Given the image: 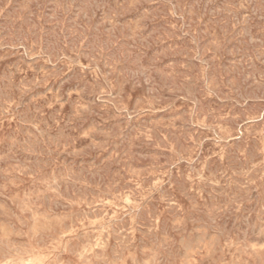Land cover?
Masks as SVG:
<instances>
[{
  "label": "rangeland",
  "instance_id": "374dc122",
  "mask_svg": "<svg viewBox=\"0 0 264 264\" xmlns=\"http://www.w3.org/2000/svg\"><path fill=\"white\" fill-rule=\"evenodd\" d=\"M261 1L0 0V264H264Z\"/></svg>",
  "mask_w": 264,
  "mask_h": 264
},
{
  "label": "bare ground",
  "instance_id": "6f19581e",
  "mask_svg": "<svg viewBox=\"0 0 264 264\" xmlns=\"http://www.w3.org/2000/svg\"><path fill=\"white\" fill-rule=\"evenodd\" d=\"M3 1V0H2ZM85 1V0H84ZM263 1V0H262ZM261 1V2H262ZM90 2V1H89ZM59 3H61V1L59 2ZM66 3V2H65ZM257 3V2H256ZM89 4V3H88ZM231 4V3H230ZM254 4V3H253ZM261 4L262 3H260L259 4V7L261 6ZM87 5V4H86ZM90 5V4H89ZM56 6V5H55ZM231 6V5H230ZM230 6H228V8L230 7ZM253 6V5H252ZM258 6V5H257ZM256 6V7H257ZM2 7V6H1ZM69 7V6H68ZM263 7V6H262ZM262 7H261V9H262ZM69 8H71V7H69ZM84 8V7H83ZM14 9H15V7H14ZM227 9V8H226ZM231 9V8H230ZM244 9V8H243ZM252 9H253V7H252ZM257 9V8H256ZM55 10H56V8H55ZM83 10V9H82ZM81 10V11H82ZM167 10V9H166ZM8 11V10H7ZM13 11V10H12ZM57 11V10H56ZM55 11V12H56ZM113 11V10H112ZM168 11V10H167ZM176 11V10H175ZM228 12H229V10H227ZM254 11V10H253ZM259 11H261V10H259ZM14 12H16V10H14ZM85 12H87V11H85ZM170 12V11H169ZM231 12V11H230ZM262 12V11H261ZM12 13V12H11ZM22 13V12H21ZM68 13V12H67ZM166 13V12H165ZM259 13V12H258ZM19 14V13H18ZM78 14V13H77ZM112 14V13H111ZM115 14V13H114ZM172 14V13H171ZM235 14V13H234ZM9 15V14H8ZM12 15V14H11ZM10 15V16H11ZM87 15V14H86ZM173 15V14H172ZM236 15V14H235ZM6 16V15H5ZM14 16V15H13ZM25 16V15H24ZM84 16V15H83ZM112 16V15H111ZM111 16H109V17H111ZM237 16V15H236ZM27 17V16H26ZM113 17V16H112ZM232 17V16H231ZM249 17V16H248ZM48 20H49V18H47ZM54 19V18H53ZM50 20H52V19H50ZM242 20V19H241ZM22 21V20H21ZM8 22V21H7ZM36 22V21H35ZM58 23V22H57ZM78 23V22H77ZM242 23V22H241ZM34 24V23H33ZM29 25V24H28ZM20 26H21V24H20ZM19 26V27H20ZM35 26V25H34ZM242 26V25H241ZM250 26V25H249ZM8 27H9V25H8ZM17 27H18V25H17ZM19 27L17 28V29H19ZM75 27V26H74ZM116 27V26H115ZM179 27V26H178ZM244 27V26H243ZM247 27V26H246ZM65 28V27H64ZM175 28V27H174ZM245 28V27H244ZM22 29H24V28H22ZM26 30H27V28H25ZM247 29V28H246ZM72 30V29H71ZM78 30V29H77ZM118 30V29H117ZM15 31H16V29H15ZM56 31V30H55ZM9 32H10V30H9ZM24 32V31H23ZM57 32V31H56ZM80 32V31H79ZM248 32V31H247ZM246 31H245V34L247 33ZM22 33V32H21ZM76 33V32H75ZM80 33H82V32H80ZM85 33V32H84ZM240 33V32H239ZM28 34H29V32H28ZM83 34V33H82ZM87 34V33H86ZM248 34V33H247ZM8 35V34H7ZM55 35V34H54ZM60 35V34H59ZM10 36V35H9ZM25 36V35H24ZM113 36V35H112ZM111 36V37H112ZM178 36V35H177ZM80 37V36H79ZM24 38V37H23ZM36 38V37H35ZM38 38V37H37ZM13 39V38H12ZM29 39V38H28ZM25 40V39H24ZM83 40V39H82ZM26 41V40H25ZM110 41H111V39H110ZM175 44V43H174ZM183 47V46H182ZM184 48V47H183ZM263 48V47H262ZM171 50V49H170ZM218 63V62H217ZM81 64V63H80ZM168 64H170V63H168ZM68 65V64H67ZM82 65V64H81ZM167 66V65H166ZM198 69V68H197ZM186 70H188V69H186ZM199 70V69H198ZM202 71V70H201ZM219 71V70H218ZM218 71H216L217 73H218ZM188 72V71H187ZM191 72V71H190ZM9 74H11V73H9ZM215 74V73H214ZM12 75V74H11ZM166 75V74H165ZM207 75V74H206ZM10 76V75H9ZM217 76V75H216ZM11 78V77H10ZM220 79V78H219ZM213 82V81H212ZM10 83V82H9ZM6 84V83H5ZM26 84V83H25ZM29 85V84H28ZM4 86V85H3ZM16 87V86H15ZM10 89V88H9ZM17 89V88H16ZM21 89V88H20ZM22 90V89H21ZM211 91V90H210ZM1 93V92H0ZM5 93H7V92H5ZM207 93V92H206ZM214 93V92H213ZM216 95V94H215ZM6 96H10V95H6ZM1 97V96H0ZM4 97V96H3ZM210 97V96H209ZM8 98V97H7ZM206 98V97H205ZM210 99V98H209ZM199 100V99H198ZM44 101H46V100H44ZM72 101V100H71ZM78 101V100H77ZM76 100H75V102H77ZM200 101V100H199ZM22 102V101H21ZM202 103V102H201ZM206 103V102H205ZM245 103V102H244ZM249 103V102H248ZM1 104V103H0ZM5 104V103H4ZM196 104V103H195ZM210 104V103H209ZM28 105V104H27ZM202 105V104H201ZM5 106V105H4ZM29 106V105H28ZM34 106V105H33ZM209 106V105H208ZM259 106V105H258ZM35 107V106H34ZM73 107V106H72ZM202 107V106H201ZM17 108V107H16ZM45 108V107H44ZM199 108V107H198ZM251 108V107H250ZM4 109V108H3ZM59 109V108H58ZM71 109H73V108H71ZM199 109H201V108H199ZM204 109V108H203ZM234 109V108H233ZM258 109V108H257ZM261 109V108H260ZM263 109V108H262ZM254 110H255V108H254ZM262 111V110H261ZM264 111V110H263ZM5 112V111H4ZM7 112V111H6ZM76 112V111H75ZM193 112V111H192ZM201 112V111H200ZM238 112H239V110H238ZM244 112V111H243ZM248 112V111H247ZM7 113H9V112H7ZM18 113V112H17ZM21 113V112H20ZM32 113V112H31ZM202 113V112H201ZM50 114H51V112H50ZM53 114V113H52ZM73 114V113H72ZM203 114V113H202ZM212 114V113H211ZM218 114V113H217ZM235 114V113H234ZM230 115V114H229ZM238 115V114H237ZM262 115V114H261ZM4 116V115H3ZM70 116H71V114H70ZM232 116V115H231ZM239 116V115H238ZM21 117V116H20ZM211 117H213V115L211 116ZM216 117V116H215ZM218 117V116H217ZM228 117V116H227ZM31 118V117H30ZM50 118V117H49ZM214 118V117H213ZM254 118V117H253ZM27 119H29V118H27ZM34 119V118H33ZM68 119H70V118H68ZM228 119H229V117H228ZM231 119V118H230ZM244 120V119H243ZM247 120V119H246ZM31 121V120H30ZM53 121V120H52ZM218 121V120H217ZM233 121V120H232ZM235 121V120H234ZM45 122V121H44ZM48 122V121H47ZM230 122H231V120H230ZM251 122V121H250ZM199 123V122H198ZM261 122L259 121V124H260ZM22 124V123H21ZM36 124V123H35ZM43 124H45V123H43ZM197 124V123H196ZM201 124V123H200ZM231 124H233V123H231ZM242 124V123H241ZM240 124V125H241ZM48 125V124H47ZM234 125V124H233ZM236 125V124H235ZM201 126V125H200ZM35 127V126H34ZM154 127V126H153ZM157 127V126H156ZM238 127V126H237ZM218 128V127H217ZM47 129V128H46ZM71 129V128H70ZM169 129V128H168ZM213 129V128H212ZM26 130V129H25ZM38 130V129H37ZM39 131V130H38ZM154 131H156L155 130V128H154ZM161 131H162V129H161ZM34 132V131H33ZM44 132V131H43ZM48 132V131H47ZM61 132V131H60ZM186 132V131H185ZM251 132V131H250ZM253 132V131H252ZM26 133V132H25ZM63 133H64V131H63ZM68 133V132H67ZM156 133V132H155ZM169 133V132H168ZM56 134V133H55ZM69 134V133H68ZM257 134V133H256ZM27 135H28V133H27ZM49 135H50V133H49ZM159 135V134H158ZM157 135V136H158ZM161 135V134H160ZM181 135V134H180ZM230 135V134H229ZM228 135V136H229ZM44 136V135H43ZM173 136V135H172ZM184 136V135H183ZM262 136H263V134H262ZM32 137V136H31ZM47 137V136H46ZM52 137V136H51ZM160 137V136H159ZM176 137V136H175ZM175 137H173V138H175ZM239 137V136H238ZM245 137H246V135H245ZM48 138V137H47ZM54 139H55V137H53ZM68 138H69V136H68ZM191 138V137H190ZM208 138V137H207ZM214 138V137H213ZM233 138V140H234V137H232ZM263 138V137H262ZM28 139V138H27ZM57 139H59V138H57ZM57 139H55V140H57ZM179 139V138H178ZM180 139H182V138H180ZM238 139V138H237ZM60 140H61V138H60ZM166 140V139H165ZM177 140V139H176ZM216 140V139H215ZM16 141V140H15ZM50 141V140H49ZM180 141V140H179ZM185 140H183V142H184ZM247 141V140H246ZM24 142V141H23ZM26 142V141H25ZM24 142V143H25ZM29 142H30V140H29ZM38 142H39V140H38ZM41 142V141H40ZM164 142H166V141H164ZM177 142V141H176ZM21 144H22V142H20ZM31 143V142H30ZM56 143V142H55ZM59 143H60V141H59ZM204 143V142H203ZM219 143V142H218ZM235 143H236V141H235ZM247 143V142H246ZM259 143V142H258ZM17 144V143H16ZM38 144H41V143H38ZM49 144V143H48ZM66 144H68V143H66ZM157 144V143H156ZM166 144V143H165ZM170 144V143H169ZM183 144V143H182ZM227 144H228V142H227ZM230 144V143H229ZM237 144V143H236ZM239 144H241V143H239ZM44 145V144H43ZM61 145V144H60ZM178 145H179V143H178ZM181 145V144H180ZM226 145V144H225ZM238 145V144H237ZM244 145V144H243ZM166 146V145H165ZM170 146V145H169ZM202 146V145H201ZM204 146V145H203ZM252 146V145H251ZM251 146H250V148H251ZM255 146V145H254ZM29 147V146H28ZM34 147H36V146H34ZM231 147V146H230ZM236 147V146H235ZM238 147H240V146H238ZM30 148V147H29ZM253 148V147H252ZM255 148V147H254ZM253 148V149H254ZM10 149V148H9ZM180 149V148H179ZM236 149V148H235ZM256 149V148H255ZM28 150V149H27ZM30 150V149H29ZM33 150V149H32ZM234 150V149H233ZM43 151V150H42ZM50 151V150H49ZM167 151V150H166ZM170 151V150H169ZM201 151V150H200ZM239 151V150H238ZM24 152V151H23ZM54 152V151H53ZM173 152V151H172ZM178 152V151H177ZM255 152V151H254ZM257 152V151H256ZM44 153V152H43ZM47 153V152H46ZM50 154H51V152H50ZM170 154V153H169ZM234 154V153H233ZM23 155V154H22ZM29 155H30V153H29ZM33 155V154H32ZM37 155V154H36ZM40 155V154H39ZM200 155V154H199ZM217 155V154H216ZM239 155V154H238ZM241 155V154H240ZM260 155V154H259ZM27 156V155H26ZM33 156H35V155H33ZM38 156V155H37ZM36 156V157H37ZM181 156V155H180ZM231 156H233V155H231ZM230 156V157H231ZM243 156V155H242ZM251 156V155H250ZM17 157V156H16ZM32 157V156H31ZM49 157V156H48ZM203 157V156H202ZM255 157V156H254ZM256 157H257V155H256ZM29 158V157H28ZM35 158V157H34ZM47 158V157H46ZM57 158V157H56ZM184 158V157H183ZM182 158V159H183ZM229 158V157H228ZM234 158V157H233ZM53 159V158H52ZM208 159H210V158H208ZM248 159V158H247ZM21 160V159H20ZM193 160V159H192ZM191 160V161H192ZM197 160V159H196ZM235 160V159H234ZM243 160V159H242ZM245 160V159H244ZM14 161V160H13ZM17 161V160H16ZM32 161V160H31ZM39 161V160H38ZM43 161V160H42ZM55 161V160H54ZM168 161V160H167ZM210 161V160H209ZM220 161H221V159H220ZM231 161V160H230ZM45 162V161H44ZM157 162V161H156ZM186 162V161H185ZM193 162V161H192ZM237 162V161H236ZM245 162V161H244ZM38 163V162H37ZM36 163V164H37ZM168 163V162H167ZM174 163V162H173ZM187 163V162H186ZM208 163H211V162H208ZM238 163V162H237ZM246 163H249L248 161L246 162ZM24 164V163H23ZM49 164V163H48ZM172 164V163H171ZM190 164V163H189ZM194 164V163H193ZM234 164V163H233ZM241 164V163H240ZM26 165V164H25ZM32 165H33V163H32ZM40 165V164H39ZM64 165V164H63ZM168 165V164H167ZM188 165V164H187ZM231 165V164H230ZM236 165V164H235ZM242 165V164H241ZM65 166V165H64ZM240 166V165H239ZM10 167V166H9ZM210 167V166H209ZM212 167V166H211ZM215 167V166H214ZM222 167V166H221ZM249 167V166H248ZM258 167V166H257ZM79 168V167H78ZM87 168V167H86ZM158 168V167H157ZM195 168V167H194ZM256 168V167H255ZM264 168V167H263ZM33 169V168H32ZM57 169V168H56ZM83 169V168H82ZM171 169V168H170ZM198 169V168H197ZM212 169V168H211ZM251 169V168H250ZM86 170V169H85ZM85 170H83V171H85ZM88 170H89V168H88ZM91 170V169H90ZM89 170V171H90ZM194 170V169H193ZM33 171V170H32ZM59 171V170H58ZM82 171V170H81ZM82 171V172H83ZM88 171V172H89ZM98 171H100V170H98ZM171 171V170H170ZM169 171V172H170ZM25 172H26V170H25ZM30 172V171H29ZM107 172V171H106ZM171 172H173V171H171ZM246 172V171H245ZM250 172V171H249ZM27 173V172H26ZM212 173V172H211ZM244 173V172H243ZM8 174V173H7ZM28 174V173H27ZM36 174V173H35ZM55 174V173H54ZM57 174V173H56ZM84 174V173H83ZM235 174V173H234ZM74 175V174H73ZM80 175H81V172H80ZM80 175L78 174L77 176H78V178L80 177ZM159 175H160V173H159ZM173 175V174H172ZM182 175V174H181ZM202 175V174H201ZM228 175V174H227ZM88 176V175H87ZM155 176H156V174H155ZM151 177V176H150ZM178 177V176H177ZM223 177V176H222ZM234 177V176H233ZM244 177V176H243ZM255 177H257V176H255ZM82 178V177H81ZM106 178V177H105ZM144 178V177H143ZM156 178V177H155ZM185 178V177H184ZM231 178V177H230ZM236 178V177H235ZM8 179V178H7ZM60 179H61V177H60ZM70 179V178H69ZM77 179V178H76ZM85 179V178H84ZM177 179V178H176ZM169 180V179H168ZM184 180V179H183ZM206 180V179H205ZM228 180V179H227ZM239 180V179H238ZM64 181H66V180H64ZM74 181V180H73ZM175 181V180H174ZM191 181V180H190ZM189 181V182H190ZM259 181V180H258ZM56 182H58V180L56 181ZM63 182V181H62ZM69 182V181H68ZM75 182V181H74ZM91 182H93V181H91ZM169 182V181H168ZM171 182V181H170ZM176 182V181H175ZM204 182V181H203ZM206 182V181H205ZM228 182V181H227ZM78 183V182H77ZM138 183V182H137ZM153 183V182H152ZM178 183V182H177ZM185 183V182H184ZM196 183V182H195ZM209 183V182H208ZM211 183H213V182H211ZM231 183V182H230ZM58 184V183H57ZM63 184V183H62ZM80 184V183H79ZM168 184V183H167ZM182 184V183H181ZM216 184V183H215ZM220 184V183H219ZM218 184V185H219ZM224 184V183H223ZM66 185V184H65ZM76 185V184H75ZM83 185V184H82ZM126 185V184H125ZM128 185V184H127ZM184 185V184H183ZM182 185V186H183ZM226 185H228V184H226ZM57 185L55 184V187H56ZM74 186V185H73ZM77 186V185H76ZM139 186V185H138ZM137 186V187H138ZM230 186V185H229ZM60 187V186H59ZM66 187V186H65ZM120 186H118V188H119ZM155 187V186H154ZM153 187V188H154ZM213 187H215V186H213ZM239 187V186H238ZM91 188V187H90ZM128 188V187H127ZM178 188V187H177ZM60 189V188H59ZM121 189V188H120ZM155 189V191H156V188H154ZM194 189V188H193ZM234 189H236V188H234ZM34 190V189H33ZM36 190V189H35ZM64 190V189H63ZM118 190V189H117ZM161 190V189H160ZM185 190V189H184ZM210 190V189H209ZM38 191V190H37ZM53 191H55V190H53ZM81 191V190H80ZM123 191V190H122ZM136 191V190H135ZM224 191H225V189H224ZM230 191V190H229ZM62 192V191H61ZM72 192V191H71ZM162 192V191H161ZM214 192V191H213ZM221 192H223V191H221ZM264 192V191H263ZM57 193V192H56ZM65 193V192H64ZM153 193V192H152ZM212 193V192H211ZM216 193V192H215ZM230 193V192H229ZM28 194H30L29 192H28ZM68 194V193H67ZM80 194H81V192H80ZM88 194V193H87ZM105 194H107V193H105ZM110 194V193H109ZM186 194V193H185ZM194 194V193H193ZM82 195H83V192H82ZM150 195V194H149ZM37 196V195H36ZM60 196V195H59ZM70 196V195H69ZM74 195L72 194V197H73ZM90 196V195H89ZM108 196V195H107ZM172 196V195H171ZM193 196V195H192ZM212 196V195H211ZM110 197H112V196H110ZM151 197H152V195H151ZM213 197V196H212ZM216 197V196H215ZM30 198V197H29ZM40 198V197H39ZM109 198V197H108ZM113 198V197H112ZM157 198V197H156ZM159 199H160V197H158ZM190 198V197H189ZM194 199H195V197H193ZM31 199V198H30ZM41 199V198H40ZM102 199V198H101ZM151 199V198H150ZM166 199V198H165ZM211 199V198H210ZM37 200V199H36ZM58 200V199H57ZM148 200V199H147ZM234 200V199H233ZM236 200V199H235ZM34 201V200H33ZM39 201V200H38ZM51 201H53V200H51ZM63 201V200H62ZM154 201V200H153ZM238 201V200H237ZM44 202V201H43ZM55 202V201H54ZM53 202V203H54ZM149 202V201H148ZM151 202V201H150ZM158 202V201H157ZM173 202V201H172ZM51 203V202H50ZM52 203V204H53ZM56 203V202H55ZM69 203V202H68ZM141 203V202H140ZM143 203V202H142ZM169 203H170V201H169ZM168 203V204H169ZM59 204V203H58ZM144 204V203H143ZM154 204V203H153ZM234 204V203H233ZM236 204V203H235ZM50 205V204H49ZM48 205V206H49ZM178 205V204H177ZM95 206V205H94ZM102 206V205H101ZM129 206H131V205H129ZM235 206V205H234ZM61 207V206H60ZM59 207V208H60ZM70 207V206H69ZM90 207V206H89ZM169 207V206H168ZM173 207H175V205H173ZM177 208H178V206H176ZM62 208V207H61ZM136 208H138V207H136ZM169 208H171V207H169ZM180 208V207H179ZM52 209V208H51ZM58 209V208H57ZM66 209V208H65ZM168 209V208H167ZM181 209V208H180ZM264 209V208H263ZM53 210V209H52ZM94 210V209H93ZM97 210H98V208H97ZM153 210V209H152ZM182 210V209H181ZM96 211V210H95ZM105 211V210H104ZM156 211V210H155ZM170 211H171V209H170ZM79 212V211H78ZM131 212V211H130ZM140 212V211H139ZM145 212V211H144ZM147 212V211H146ZM177 212V211H176ZM92 213V212H91ZM153 213V212H152ZM155 213V212H154ZM84 214V213H83ZM93 214V213H92ZM137 214V213H136ZM79 215V214H78ZM145 215V214H144ZM147 215V214H146ZM156 215V214H155ZM94 216V215H93ZM124 216V215H123ZM150 216V215H149ZM145 217V216H144ZM153 217H154V215H153ZM73 218V217H72ZM83 218V217H82ZM213 218V217H212ZM149 219H150V217H149ZM153 219V218H152ZM166 219V218H165ZM210 219V218H209ZM76 220V219H75ZM110 220V219H109ZM113 220V219H112ZM148 220V219H147ZM73 221V220H72ZM136 221H138V220H136ZM214 221V220H213ZM73 222H75V221H73ZM114 222V221H113ZM140 222V221H139ZM167 222V221H166ZM156 224H157V222H155ZM164 223H165V221H164ZM217 223V222H216ZM118 224V223H117ZM94 225H96V224H94ZM112 225V224H111ZM218 225V224H217ZM88 226V225H87ZM90 226V225H89ZM139 227V226H138ZM164 227V226H163ZM166 227H167V225H166ZM219 227H220V225H219ZM86 228V227H85ZM90 228V227H89ZM154 228V227H153ZM68 229V228H67ZM152 229V228H151ZM162 229V228H161ZM222 229H224V228H222ZM47 230V229H46ZM107 231V230H106ZM105 231V232H106ZM153 231V230H152ZM229 231V230H228ZM43 232V231H42ZM60 232H62L61 230H60ZM82 232V231H81ZM149 232V231H148ZM155 232V231H154ZM163 232V231H162ZM166 232H167V230H166ZM222 232V231H221ZM225 232V231H224ZM120 233V232H119ZM158 233V232H157ZM164 233V232H163ZM229 233V232H228ZM42 234V233H41ZM83 234V233H82ZM94 234V233H93ZM116 234V233H115ZM128 235H130V234H128ZM157 235V234H156ZM227 235V234H226ZM50 236V235H49ZM53 236V235H52ZM108 236V235H107ZM114 236V235H113ZM122 236V235H121ZM2 237V236H1ZM40 237V236H39ZM44 237V236H43ZM57 237V236H56ZM119 237H120V235H119ZM118 237V238H119ZM130 237V236H129ZM42 238V237H41ZM82 238V237H81ZM88 238V237H87ZM40 239V238H39ZM39 239H38V241H39ZM71 239V238H70ZM85 239V238H84ZM89 239V238H88ZM117 239V238H116ZM135 239V238H134ZM133 239V240H134ZM228 239H229V237H228ZM5 240V239H4ZM41 240V239H40ZM81 240H83V239H81ZM123 240V239H122ZM124 240H125V238H124ZM231 240V239H230ZM1 241V240H0ZM8 241V240H7ZM135 241V240H134ZM11 242V241H10ZM105 242V241H104ZM126 242V241H125ZM23 243V242H22ZM30 243V242H29ZM36 243H38V242H36ZM1 244V243H0ZM5 244V243H4ZM10 244V243H9ZM23 244H25V243H23ZM70 244V243H69ZM80 244V243H79ZM107 244V243H106ZM126 244V243H125ZM6 245V244H5ZM29 245V244H28ZM44 245V244H43ZM109 245V244H108ZM132 245V244H131ZM18 246V245H17ZM119 246V245H118ZM125 245H123V247H124ZM129 246V245H128ZM5 247V246H4ZM9 247V246H8ZM7 247V248H8ZM20 247H22V246H20ZM24 247V246H23ZM114 247H117V246H114ZM127 247V246H126ZM125 247V248H126ZM18 248V247H17ZM103 248V247H102ZM101 248V249H102ZM30 249V248H29ZM32 249H34V248H32ZM22 250H23V248H22ZM53 250V249H52ZM70 250V249H69ZM74 250V249H73ZM103 250V249H102ZM174 250V249H173ZM9 251H10V249H9ZM35 251V250H34ZM71 251V250H70ZM99 251V250H98ZM104 251V250H103ZM6 252V251H5ZM4 252V253H5ZM17 252V251H16ZM31 252V251H30ZM72 252V251H71ZM105 252V251H104ZM103 252V253H104ZM112 252H113V249H112ZM116 252V251H115ZM119 252V251H118ZM176 252V251H175ZM7 253V252H6ZM15 253V252H14ZM64 253V252H63ZM73 253H74V251H73ZM124 253V252H123ZM11 254V253H10ZM60 254V253H59ZM92 254V253H91ZM121 254V253H120ZM163 254V253H162ZM177 254H178V252H177ZM9 255V254H8ZM90 255V254H89ZM99 255V254H98ZM124 255V254H123ZM122 255V256H123ZM171 255H172V253H171ZM2 256V255H1ZM6 256V255H5ZM27 256V255H26ZM62 256V255H61ZM85 256V255H84ZM88 256V255H87ZM119 256V255H118ZM175 256V255H174ZM15 257V256H14ZM18 257V256H17ZM59 257V256H58ZM90 257V256H89ZM101 257H102V255H101ZM143 257V256H142ZM157 257V256H156ZM179 257V256H178ZM98 258V257H97ZM174 258V257H173ZM26 259H27V257H26ZM61 259V258H60ZM102 259H104L103 257H102ZM142 259V258H141ZM157 259V258H156ZM177 259V258H176ZM8 260V259H7ZM24 260V259H23ZM85 260V259H84ZM108 260V259H107ZM144 260V259H143ZM52 261V260H51ZM71 261V260H70ZM91 261V260H90ZM95 261V260H94ZM136 261V260H135ZM155 261V260H154ZM13 262V261H12ZM53 262V261H52ZM108 262V261H107ZM142 262V261H141ZM18 263V262H17ZM90 263V262H89ZM144 263V262H143ZM173 263V262H172ZM6 264V263H5ZM23 264V263H22ZM60 264V263H59ZM67 264V263H66ZM73 264V263H72ZM160 264V263H159ZM166 264V263H165Z\"/></svg>",
  "mask_w": 264,
  "mask_h": 264
}]
</instances>
